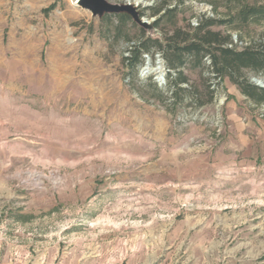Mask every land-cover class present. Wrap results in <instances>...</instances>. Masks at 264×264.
Here are the masks:
<instances>
[{
    "label": "rangeland",
    "instance_id": "1",
    "mask_svg": "<svg viewBox=\"0 0 264 264\" xmlns=\"http://www.w3.org/2000/svg\"><path fill=\"white\" fill-rule=\"evenodd\" d=\"M83 1L0 0V264H264V102L209 55L178 103L160 50L132 64L147 35L206 19L263 48L264 20L238 13L264 0H167L158 27L161 0Z\"/></svg>",
    "mask_w": 264,
    "mask_h": 264
},
{
    "label": "trees",
    "instance_id": "2",
    "mask_svg": "<svg viewBox=\"0 0 264 264\" xmlns=\"http://www.w3.org/2000/svg\"><path fill=\"white\" fill-rule=\"evenodd\" d=\"M149 9L152 10L154 16L160 15L153 22L154 27H158L165 17L176 11V8L169 7V1L167 0L157 1V4L149 7ZM162 11L164 12L161 14ZM119 17L123 20L128 16L119 14ZM238 19L244 23L264 20V5L246 7L238 13ZM224 22L206 19L197 27H194L193 31H185L175 23L172 31L166 33L163 40L159 37L147 35L141 45L136 48V55L132 60V64L136 65L140 61L143 51L150 53L153 47L160 50L168 68L176 72V75L169 72L168 80L170 87H173L172 97L174 102L178 103L183 94L190 93L189 89L183 86V84L190 82V77L185 72L189 56L193 60L191 68L196 69L205 64L203 59L209 55L212 61L211 67L221 79L229 76L239 86L244 95L260 104L264 102V88L259 87L245 77L244 70L250 69L256 73L261 72L264 74L263 44V48L247 46L242 50L230 47L229 45L233 43L232 37L229 34L224 35L221 31L212 29L214 25ZM156 88L162 92L158 87ZM160 98H165V95H162V97L160 95Z\"/></svg>",
    "mask_w": 264,
    "mask_h": 264
},
{
    "label": "water",
    "instance_id": "3",
    "mask_svg": "<svg viewBox=\"0 0 264 264\" xmlns=\"http://www.w3.org/2000/svg\"><path fill=\"white\" fill-rule=\"evenodd\" d=\"M83 5L92 9V11L94 13H99V14H103V13H120L124 10H131V5L127 4V5H114V4H110L108 2H106L105 0H84L83 1ZM147 58H149V56H147ZM160 60H162L161 58H158V60L156 62H159ZM163 64L164 61L162 60ZM165 69V66H164ZM165 75H166V70H164V73L161 77V79H159L157 76H155V79L158 81H161L162 84L165 83ZM252 81L258 85L259 87L264 88V79H260V78H253Z\"/></svg>",
    "mask_w": 264,
    "mask_h": 264
},
{
    "label": "bare ground",
    "instance_id": "4",
    "mask_svg": "<svg viewBox=\"0 0 264 264\" xmlns=\"http://www.w3.org/2000/svg\"><path fill=\"white\" fill-rule=\"evenodd\" d=\"M140 1V0H138ZM164 64L162 60L159 62H156L155 64L151 63L150 58H147L144 67L142 68V73L144 75H150L153 74L157 76L159 79H161L163 73H164Z\"/></svg>",
    "mask_w": 264,
    "mask_h": 264
}]
</instances>
